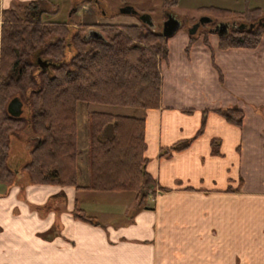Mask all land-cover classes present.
Instances as JSON below:
<instances>
[{"label":"crops","instance_id":"1","mask_svg":"<svg viewBox=\"0 0 264 264\" xmlns=\"http://www.w3.org/2000/svg\"><path fill=\"white\" fill-rule=\"evenodd\" d=\"M31 1L0 0V12ZM48 1L54 16L66 7L71 23L99 24L85 6ZM187 42L183 32L170 38L161 108L144 114L155 189L142 209L132 205L126 218V209L98 207L110 218L91 216L98 225H90L72 214L75 207L86 213L85 203L78 206L84 190L32 185L16 171L11 185H0V264H264V37L255 50L221 51L212 34L208 47L200 39L185 55ZM220 109L241 111V127L214 112ZM194 137L186 150L159 156Z\"/></svg>","mask_w":264,"mask_h":264},{"label":"trees","instance_id":"2","mask_svg":"<svg viewBox=\"0 0 264 264\" xmlns=\"http://www.w3.org/2000/svg\"><path fill=\"white\" fill-rule=\"evenodd\" d=\"M125 3L126 0H119ZM179 0H160L162 20L178 6ZM126 4L123 6L125 7ZM53 5L48 0L18 3L0 12V185L9 186L15 171L7 165L9 145L16 131L28 128L39 136L24 165L26 181L32 185L73 187L76 190L133 193V209H142L155 181L147 173L144 153L145 117L161 108L160 67L167 63L170 38L156 30L137 25L79 26L71 33L66 23L46 21ZM211 25L231 22L237 27L219 36L208 32L187 35L184 53L208 36H217V48L257 49L264 37L263 12L245 8L233 11L215 7L199 9ZM243 26L242 29L239 26ZM251 26H253L251 28ZM179 30H182L179 28ZM178 30V32H179ZM38 61L48 67L42 68ZM18 98L28 117L12 118L6 112L10 100ZM79 103L139 112V116L102 112L87 114V185L79 186L76 108ZM22 107V108H23ZM190 114V110L183 111ZM233 126L241 127L243 113L234 109L214 111ZM203 112L201 134L204 119ZM162 149L160 157L186 150L195 139ZM219 142L213 140V154ZM73 217L97 226L95 218L76 208Z\"/></svg>","mask_w":264,"mask_h":264},{"label":"rangeland","instance_id":"3","mask_svg":"<svg viewBox=\"0 0 264 264\" xmlns=\"http://www.w3.org/2000/svg\"><path fill=\"white\" fill-rule=\"evenodd\" d=\"M126 4L129 8L133 9L135 14L124 15L122 14V7ZM71 8L72 6L87 7V11H92L97 14L98 23L100 25H137L140 24L139 17L141 15L147 14L150 16L154 29L161 33L163 26V13L160 8V0H126L125 3H121L119 0H70L68 4ZM215 7L221 9H229L233 11H243L246 7L249 9H260L264 14V0H179L178 6L167 12V21L171 20L176 22L178 25L179 32H183L188 35L189 32L198 24L201 18H210L199 12L201 8ZM57 10V6L50 8V13ZM71 14L69 8H62L60 13L54 16L47 15L44 19L46 21L52 22H63L66 23L70 28V32H75L80 25H77V21H73L69 18ZM101 14H104L102 16ZM98 25V24H97ZM93 27V29H90ZM88 29L97 31L94 26ZM225 28V31H229L230 28L237 27V24L231 22L218 23V25H199L194 37L206 34L208 32L219 33L221 28ZM240 27V26H239ZM177 30V32H178ZM179 35V34H178ZM178 41H175L177 44ZM172 49V57L178 59L180 52L177 49ZM22 117L27 119L28 114L26 108H22ZM89 112H102L111 113L116 115H127V116H139V112H134L133 110H124L121 108H110L98 105H91L87 107L86 105L79 103L76 108V121H77V143L78 148L81 152L80 159L78 161L79 169V181L80 186H85L87 184V114ZM38 137L35 133L31 132L28 128L20 131H16L15 135L11 138L9 145V156L7 158V165L11 171H18L20 175H25L23 170L24 165L29 160V151L34 146V138ZM78 206L83 207L82 204L85 203V211L89 216L96 217L99 221L105 222L109 217L107 215H100L98 207L100 208H112L119 207L122 210H130L133 205V193L123 192V193H111V192H92V191H82L79 193ZM96 209V210H94ZM102 214V212H101ZM130 211L128 212L126 218L129 217ZM110 218V217H109Z\"/></svg>","mask_w":264,"mask_h":264},{"label":"water","instance_id":"4","mask_svg":"<svg viewBox=\"0 0 264 264\" xmlns=\"http://www.w3.org/2000/svg\"><path fill=\"white\" fill-rule=\"evenodd\" d=\"M121 10H122L121 13L124 14V15L135 14L133 12V9L129 8L128 6L122 7ZM139 20H140V23L142 25L146 26L147 28H149L151 30H155L153 22H152V20H151L149 15H147V14L141 15L139 17ZM211 22H212V20L210 18H201L199 20L198 24L188 34L190 36H193L194 34H196L199 25H208ZM259 23H261L262 26L264 27V20L260 21ZM252 27L253 26H251V28ZM239 28L242 29L243 26L241 25ZM177 30H178V25L176 24V22L169 20V21H166V22L163 23L161 34L165 38H170L177 32ZM226 33H227V31H225V28L223 27V28L220 29L218 35L219 36H223ZM38 64L42 68H47L48 67V65L45 62L38 61ZM22 107L23 106H22L21 101L18 98H13L12 100H10L8 102V104L6 106V112L12 118H19L22 115V112H23Z\"/></svg>","mask_w":264,"mask_h":264},{"label":"flooded vegetation","instance_id":"5","mask_svg":"<svg viewBox=\"0 0 264 264\" xmlns=\"http://www.w3.org/2000/svg\"><path fill=\"white\" fill-rule=\"evenodd\" d=\"M164 23V22H163ZM163 25V24H162ZM218 25V24H217ZM161 29H162V27H161Z\"/></svg>","mask_w":264,"mask_h":264}]
</instances>
